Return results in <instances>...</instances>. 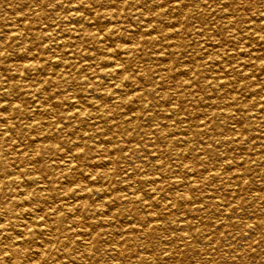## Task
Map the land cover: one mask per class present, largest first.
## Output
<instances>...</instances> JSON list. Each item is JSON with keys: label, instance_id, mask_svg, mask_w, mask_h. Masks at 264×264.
Here are the masks:
<instances>
[{"label": "rangeland", "instance_id": "rangeland-1", "mask_svg": "<svg viewBox=\"0 0 264 264\" xmlns=\"http://www.w3.org/2000/svg\"><path fill=\"white\" fill-rule=\"evenodd\" d=\"M0 167L59 264H264V0H0Z\"/></svg>", "mask_w": 264, "mask_h": 264}, {"label": "bare ground", "instance_id": "bare-ground-1", "mask_svg": "<svg viewBox=\"0 0 264 264\" xmlns=\"http://www.w3.org/2000/svg\"><path fill=\"white\" fill-rule=\"evenodd\" d=\"M17 172L14 173L0 167V208L2 209V211L0 212V264H59L58 258L61 257V253L64 250H66L65 252H67L68 249V235L70 231L72 233H74V231L70 227L69 229L67 227H63L62 224L56 225L58 221L54 220V218L51 217L54 207L52 205L48 206L45 204V202L51 198L50 195H48L47 197H44L42 195H34L32 198V202H29L31 194L28 189H25L24 187L22 188L23 184L21 185L22 180L20 179L21 173H19V175ZM29 181H31V179ZM5 187L11 188L14 195L10 196V194L7 193L8 191H5ZM7 196L9 198L11 197V202L8 201L9 198H7ZM34 205L35 207H41L39 209L41 213L35 214L33 212L32 208ZM18 208L20 210H18ZM85 208H87V206L82 209L85 210ZM14 218H18V220L12 221V219ZM81 221H78V224L76 223V231L80 232L79 235L83 237V235H85L88 231L85 229L87 225H85V223ZM8 225H11V227L6 232L5 230L7 229H5L4 227H7ZM14 232L19 233L21 235V238L13 237L12 235L14 234ZM198 233L199 232L197 231L196 234ZM5 234L7 237H4ZM23 236H27L30 240H32L31 242L33 243L34 252L30 253L27 246L23 244ZM5 238L8 242L5 241ZM88 239L87 237L85 239L83 238V240H85V243H83L85 244L84 248L88 249V251L93 250L95 257H97V254L99 255V252L101 251V246L100 244H98L97 238H93V240H91L90 238V241H88ZM36 243L40 245H36ZM113 245L114 246H107L110 247V253L116 251L115 254L122 255L124 251L122 243H115ZM107 247H105V249ZM73 253L74 252H72L71 254Z\"/></svg>", "mask_w": 264, "mask_h": 264}]
</instances>
